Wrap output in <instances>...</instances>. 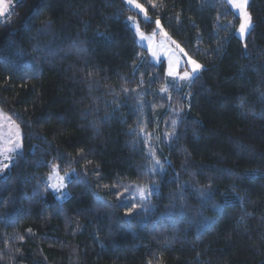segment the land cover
Instances as JSON below:
<instances>
[{
    "label": "trees",
    "instance_id": "obj_1",
    "mask_svg": "<svg viewBox=\"0 0 264 264\" xmlns=\"http://www.w3.org/2000/svg\"><path fill=\"white\" fill-rule=\"evenodd\" d=\"M136 1L147 21L123 0H18L1 17L0 110L23 147L0 178V264H264V0L248 3L245 42L225 0ZM129 17L149 34L159 19L204 65L189 105L159 94L165 65L149 62ZM176 102L178 138L154 142L170 163L145 175L140 130L162 131ZM53 163L76 173L64 202L44 187ZM153 179L142 212L126 187ZM184 185L217 194L202 203L186 187L181 200Z\"/></svg>",
    "mask_w": 264,
    "mask_h": 264
},
{
    "label": "snow or ice",
    "instance_id": "obj_2",
    "mask_svg": "<svg viewBox=\"0 0 264 264\" xmlns=\"http://www.w3.org/2000/svg\"><path fill=\"white\" fill-rule=\"evenodd\" d=\"M228 2L230 4L235 5V7L237 9H240L242 11V15H241V21L242 22L240 23L237 31H238V34H239L241 40H243L245 35L248 32H250L251 29L254 27V25L251 24L250 14L247 11H243L244 6L247 4V0H239V2H237V0H228ZM126 3L128 5L134 6L141 13H143L146 21L149 19L148 14H147V10L144 8V6L142 4L137 3L136 0H126ZM0 14H2V13H0ZM129 20L132 21L133 23H135V21L132 17H129ZM154 22H155L157 28H160V20L156 19ZM137 31H138V34H139L141 39H148V37H146L142 31H139L138 27H137ZM164 35L167 36V33L165 32ZM172 43L186 57L185 70L181 71L177 66H174L171 63L168 64V67L166 69V75L171 78V80L173 82V86H175L178 89L179 88V83H178L179 81H192L194 79H198L199 74L205 70V67H204V65L199 63L197 60H195L191 56H189L186 52H184V49L178 43H176V41H172ZM244 48L245 49L247 48V44H244ZM245 54H247V53L245 52ZM152 56L154 58L157 57V52L152 51ZM189 66H190V70H187ZM141 82H143V81H141ZM125 91H127V89H125ZM161 91L162 92H168L169 89H168V87H164L161 89ZM187 98H188L187 96L184 97V99H187ZM167 99H169V100L171 99L170 94L168 95ZM138 102H139V106L142 110L143 109L142 97L138 98ZM182 110H183L182 106L179 109H173V115L175 117L179 118L180 112ZM177 124H178V119H176V118L171 119L170 126L172 128V132L166 134V140L167 141H171L173 139L178 138L176 135ZM16 128H17L16 139H15V141H11V143L13 144V149H9V151L15 150L17 152V155H21L22 154V147H23L22 146L23 136L19 132V125H16ZM143 139L147 143L149 140V135H145L143 137ZM148 152H149V156L152 158V163H151V166L148 167L145 175H155L157 172H163L164 171V163H162L161 160L156 158V150L154 148L149 147ZM5 159L8 162L0 161V173H2L5 169H8L11 162H12L11 156H7V157H5ZM165 163H170V161H165ZM182 167H183V165H182ZM51 168H52V171L49 174L48 179L44 185L45 190H47L49 188L52 189L53 191H55L59 194L58 198L62 199L63 190L67 187L65 181H66V179L69 180V182L71 181V177L76 175L75 170H73L71 173L65 172L64 175H60V166L58 164L53 163L51 165ZM177 177H178V174H177ZM0 178L7 179L6 176L0 177ZM53 181H55V182H53ZM105 187L107 188L108 186L105 185ZM186 187L192 188L194 191L199 192L201 195V198H202V203H207L208 200L214 199L215 195L217 194L216 190H213L210 185H202L199 187H197L195 185H184V186H182V190L179 193L181 200L184 199L183 189ZM128 189L134 190V192H135L134 198L137 199L138 203L143 205L142 212L147 211L148 206L151 203V199H150L151 196L158 192V186H157L156 181L154 179L150 182V184L127 186L126 190H128ZM35 191H39V186L37 187V189H35ZM232 192H233V195H235V189H233ZM120 195H121L120 193H117V199H119ZM238 199H239V197H238ZM101 200H102V198H101ZM136 207H137V204L133 203L131 205V207H129V209L125 213V215L131 216L133 210ZM175 207H176L175 204H173L172 209H175ZM215 207L220 208L222 206L216 205ZM137 214L139 215L140 213H137ZM180 214L184 215L183 211H181ZM168 215L169 216L172 215L171 209L168 210ZM205 225L210 226L207 224V220H205Z\"/></svg>",
    "mask_w": 264,
    "mask_h": 264
},
{
    "label": "rangeland",
    "instance_id": "obj_3",
    "mask_svg": "<svg viewBox=\"0 0 264 264\" xmlns=\"http://www.w3.org/2000/svg\"><path fill=\"white\" fill-rule=\"evenodd\" d=\"M15 1H18V0H0V13H2V14H0V19L4 15L3 13H5L10 8V6L14 4ZM123 1L126 4L128 9H130L133 12H135L142 20H145L143 13H141L134 6L128 5L126 3V0H123ZM225 1L229 4V6L233 10V12L239 18V25H240V23L242 22L241 21L242 11L240 9H237L235 7V5L230 4L228 2V0H225ZM237 2H239V0H237ZM249 2H250V0H247V4L244 6L243 11H247V6H248ZM132 18L134 19L135 23L130 21L129 18H128L126 20V24L128 25V27L134 33L137 45L141 49L146 51L147 56H148V60H149V62L151 64H153L155 66H160L161 64L165 65V76H166V85H165V87H168L169 91L168 92L160 91L159 94H162L163 96L168 97V95L170 94L169 92H171L172 96H177L178 94H176V93H178V91H180V92H182L184 94V97L185 96L188 97L185 100L187 101V103L189 105L190 104V99H191V97H190L191 96L190 87L192 85L193 80L192 81H179L178 82L179 83V88L177 89L175 86H173V82H172L171 78L166 75V69H167L169 63L173 64L174 66H177L181 71L185 70L186 57L172 43V41H174V40L171 39V37L168 34H167V36L164 35L165 30L163 29L161 24H160V28H157V26H156L153 29V31L149 34V33H146L145 31L142 30L141 24H140V22H139V20L137 18H134V17H132ZM251 24H252V19H251ZM137 27L139 28V31H142L145 34V36L148 37V39H141L140 38V36L138 34V31H137ZM238 28H239V26H238ZM250 32H248L245 35L243 40H241V38H240V36L238 34V31H236V36L242 42H245V40H246V38H247V36H248V34ZM152 51H156L157 52V57L154 58L152 56ZM184 52H186V51L184 50ZM187 70H190V66L188 67ZM180 98L182 100V96ZM181 106H182V104L181 105H180V103L177 104V102L175 103V105H173V107L171 109V115L168 118V121L167 122L165 120L163 121L162 127L164 129L162 131L160 129H156V130L154 129L153 131L149 132L148 130H146V129H148L146 127V125H143L141 130H140V134H141L142 138L145 135H149V140H148L147 144L149 145L148 147L154 148L156 150V158L157 159H159V156H157V152H160V151L155 147L154 142L158 143L159 137L162 134H163L162 137H165L164 140L166 142H168L166 140V134H168V132L165 131V130L171 128V126H170L171 119L176 118V119H178V121H180V119L182 117V114H183V110L180 112V117L178 118V117H175L173 115V109H179V108H181ZM16 125L17 124H15L13 122L12 118H10L7 114L3 113L0 110V161L8 162L5 159V157H7V156H11L12 157V162H11L9 168L5 169L2 173H0V177H3L5 175V173L10 169L11 165L13 164V162L15 160V157L17 156V152L15 150L9 151V149H13V144L11 143V141H15V139H16V132H17ZM19 132L21 133L20 128H19ZM159 160H161V159H159ZM161 162L164 163V168H165L166 167L165 161L161 160ZM68 173H71V172H68ZM60 175H64V174L60 173ZM72 177H71V179H72ZM47 179H48V177L46 178L45 182L47 181ZM53 182H55V181H53ZM65 183H66L67 187L63 190L62 199L58 198L59 194L57 192H55V191H53L52 189L49 188V190L54 194V196L57 198V200L59 202H64V201L68 200L69 197H70V193L68 191V185H69L70 182H69V180L66 179ZM133 186H135V185H133ZM127 196H128V198L135 199L134 198L135 197L134 190L133 189H129L128 193H127Z\"/></svg>",
    "mask_w": 264,
    "mask_h": 264
},
{
    "label": "crops",
    "instance_id": "obj_4",
    "mask_svg": "<svg viewBox=\"0 0 264 264\" xmlns=\"http://www.w3.org/2000/svg\"><path fill=\"white\" fill-rule=\"evenodd\" d=\"M3 14H5V13H3Z\"/></svg>",
    "mask_w": 264,
    "mask_h": 264
}]
</instances>
